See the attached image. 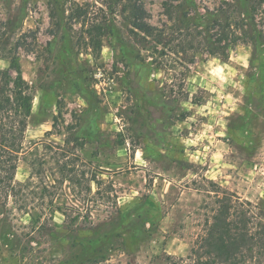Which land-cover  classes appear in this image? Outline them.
<instances>
[{
	"label": "rangeland",
	"instance_id": "374dc122",
	"mask_svg": "<svg viewBox=\"0 0 264 264\" xmlns=\"http://www.w3.org/2000/svg\"><path fill=\"white\" fill-rule=\"evenodd\" d=\"M69 1L59 0L62 11ZM76 1L102 19L100 2ZM138 1L151 24L172 26L169 0ZM237 2L250 11L252 0ZM222 4L174 1L190 15ZM48 11V0H0V71L15 55L35 95L16 178L42 165L50 191L41 185L33 200L45 228L32 232L29 216L15 213L20 247L30 243L16 251L0 238V264H167L190 252L220 186L264 209V53L239 43L223 58L197 52L198 40L186 52L160 44L151 53L140 40L134 65L111 35L98 51L73 21L55 35ZM61 147L85 174L75 191L59 180ZM51 198L67 219L51 214Z\"/></svg>",
	"mask_w": 264,
	"mask_h": 264
},
{
	"label": "trees",
	"instance_id": "16d2710c",
	"mask_svg": "<svg viewBox=\"0 0 264 264\" xmlns=\"http://www.w3.org/2000/svg\"><path fill=\"white\" fill-rule=\"evenodd\" d=\"M96 1L103 6L100 7L102 19L92 16L88 3L70 0L62 11L59 0H48L52 32L57 35L68 20L73 21L72 24L78 23L85 30L82 39L85 47L92 45L97 51L103 46V38L111 35L123 56L136 62L134 65L143 61L137 45L140 40L150 43L148 50L151 49V53L158 52L160 44L168 46L170 53L186 52V41L194 47L197 40V52L202 47L211 55L223 58H228L229 50L239 43L250 44L255 52L264 53V20L259 21L256 17L264 0H252L250 11L242 10L237 0H224L218 9L203 15H190L189 11L182 9L183 6L177 5L183 10L179 14L175 0H169L164 3V14L172 26L151 24L146 8L138 0ZM117 16H121L123 21H119ZM72 24L70 28H73ZM175 40H178L177 44ZM160 53L170 54L164 50ZM6 56L10 58L11 65L0 71V238L11 249L22 251L30 242L20 247L23 239L15 222V213L29 216L28 225L32 232L45 228L48 220L44 217L46 221H41L42 216L37 214L33 200L41 185L43 195L50 191L49 185L43 182L47 175L42 165L33 163L26 180L16 178L35 95L19 69L16 56ZM60 149L61 156L57 160L61 174L59 180L62 183L68 181L69 188L75 191L76 185L84 184L81 177L84 178L85 174L78 172L73 161L65 159V147ZM36 179L41 181L40 185ZM92 181H96V175L86 178L85 188L89 191ZM219 188L221 190H215L212 200L213 213L207 217L203 232L190 252L180 257L167 255V264H264V209L229 189ZM48 206L51 214L59 210L66 219L69 217L65 207L55 204L53 198Z\"/></svg>",
	"mask_w": 264,
	"mask_h": 264
}]
</instances>
